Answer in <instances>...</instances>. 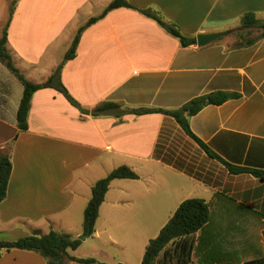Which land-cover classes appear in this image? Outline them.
I'll list each match as a JSON object with an SVG mask.
<instances>
[{
    "label": "crops",
    "instance_id": "crops-1",
    "mask_svg": "<svg viewBox=\"0 0 264 264\" xmlns=\"http://www.w3.org/2000/svg\"><path fill=\"white\" fill-rule=\"evenodd\" d=\"M112 1L20 0L11 16L9 0H0V11L5 2L9 9L2 25L4 28L9 22L8 50L15 66L31 82L46 81L61 64L54 55L62 50L65 56L73 42L69 38ZM127 1L136 9L111 11L83 33L76 58L62 72L72 96L87 109L111 101L136 109L172 110L208 93H239V99L204 108L190 119V127L227 162L264 169V39L239 49L224 37L205 47H183L156 21L140 13L151 10L176 25L184 36L197 37L235 25L238 28L248 12L264 21V0ZM80 15L88 18L83 24L78 23ZM17 81L21 83L0 62V156L9 154L13 163L7 197L0 203L2 240L24 237L8 236L9 228L20 225L18 222L26 223L31 234L36 230L46 234L42 227L31 224L49 222L57 227V222L71 221L76 205L87 207L93 188V184L79 181L78 174L104 159H123L137 172L148 164L164 166L195 181L196 186L210 188L212 198L207 202L213 204L212 212L219 205L220 215L228 225L236 223L232 226L236 230H244L241 223L247 221L248 231L258 234L264 247V215L260 214H264V182L249 174H230L174 118L160 113L94 118L83 115L58 91L43 89L32 99L28 131L21 132L17 112L24 88ZM36 155L54 159L53 165L31 164L18 171L19 165ZM227 227H222L223 235ZM68 230L65 232L72 231ZM101 235L96 224L92 238L101 239ZM243 235L244 239L251 237L250 233ZM109 238L115 246L125 248ZM95 255L93 251L86 257ZM0 264L48 262L39 253L14 249L3 251Z\"/></svg>",
    "mask_w": 264,
    "mask_h": 264
},
{
    "label": "trees",
    "instance_id": "trees-1",
    "mask_svg": "<svg viewBox=\"0 0 264 264\" xmlns=\"http://www.w3.org/2000/svg\"><path fill=\"white\" fill-rule=\"evenodd\" d=\"M11 8V16L14 14V7ZM120 8L136 9L127 0H113L106 9L98 16L90 18L82 27L79 28L72 45L65 54L62 63L54 70L49 78L42 83H34L27 80L24 74L15 66L13 58L8 50V30L9 22L4 27L2 37L0 38V62L22 83L23 96L17 112V126L21 132L29 129L28 118L32 106V99L40 90L54 89L61 93L71 105L77 108L83 115H90L94 118L111 116L122 119L126 114L145 115L160 113L174 118L183 131L192 138L204 152L211 158L221 162L232 175L249 174L264 182V169L250 166L234 165L227 162L217 153H215L205 142L197 137L191 127L190 119L197 115L207 106H220L224 103L241 98V94L235 92L216 91L193 98L177 109H151V108H131L127 105L116 102H103L94 109L85 108L65 86L62 80V72L67 62L77 56L78 47L83 33L99 21L103 20L111 11ZM144 16L156 21L162 29L169 35L179 40L183 47L197 44L196 37L184 36L180 29L171 23L166 22L159 14L151 10H141ZM259 32L256 38H246L247 34L253 30ZM237 38L235 48L252 46L258 41L264 39V21L260 20L256 13L248 12L241 20V25L233 33ZM13 163L9 154L0 156V203L3 202L8 193V187L12 175ZM138 180L139 174L128 165H121L112 170L105 178L98 180L92 188V196L84 212L83 232L79 236L69 233H61L51 230L48 234H43L40 230L34 231L31 235L22 237L15 241H4L0 239V258L3 251L25 250L41 254L46 258L48 264H68L69 262H78L81 264H107L101 263L95 258H77L71 256L69 251L77 250L85 240L93 237L96 232V224L100 215V209L105 201L106 195L110 190V185L114 180ZM211 202L204 199H187L180 204L171 220L163 227L159 235L150 240L143 256L142 264H192L194 263V254L197 250V241H202L198 248L200 264H264V247L260 243V237L254 236L252 231H248V222L242 221L244 230H236L232 226L236 223L227 225L223 235L225 244L222 243L216 247L212 242L213 236L209 233L212 214ZM252 213L249 207H243ZM245 218L248 213L244 212ZM261 215H264L260 213ZM234 225V226H235ZM253 225V224H252ZM241 227H239L240 229ZM255 226H252L254 230ZM233 233V235H232ZM250 233V239L245 235ZM256 234V232H254ZM229 237L233 240V247L229 248ZM243 237V238H241ZM264 238V231H263ZM224 245V246H223ZM242 252L248 259L236 260L238 254ZM246 254V255H244ZM124 264V263H118Z\"/></svg>",
    "mask_w": 264,
    "mask_h": 264
},
{
    "label": "rangeland",
    "instance_id": "rangeland-1",
    "mask_svg": "<svg viewBox=\"0 0 264 264\" xmlns=\"http://www.w3.org/2000/svg\"><path fill=\"white\" fill-rule=\"evenodd\" d=\"M14 1H17L16 5H18L20 0H9L11 8L14 5ZM5 4H3L0 11V37L4 29L2 24L6 22V17H9V9ZM0 6L2 5L0 4ZM87 19L88 18L80 15L78 17V23L83 24L87 21ZM237 26L238 25L232 27L233 29L223 30H232V33L224 38L228 41H232L234 48L237 38L233 33H235V30L237 29L235 27ZM258 35L259 32L254 29L250 35L247 34L246 38H256ZM73 36L74 35H72L69 40L72 38L74 40L75 36ZM64 45L62 46L63 49L66 47V45ZM62 52L63 51L61 50L59 53L54 55L61 63L64 59V53L61 54ZM17 83L20 89H22V84L18 81ZM15 92L17 93L18 89H15ZM40 158V155H36V157L32 160L24 161L18 166V171L31 166V164L37 166L53 165L54 159H49L48 156ZM55 160L58 159L55 158ZM73 161L75 164L76 159ZM124 162L125 161L123 159H104L101 164L98 163L95 167L80 172L78 174L80 179L78 178V180L83 181V183H91L94 186L98 180L105 178L115 168L121 165H126ZM138 171L139 172L136 171L140 175V179L138 180L123 179L114 180L111 183L109 193L105 200L106 202L102 205L100 215L97 220V229L102 232V238H88L90 239L88 242H83L80 248L72 250L71 254L87 258V254L96 251L95 259L101 263L142 264L143 256L150 240L159 235L163 227L171 220L182 202L192 198L211 201L212 190L210 188L205 186H196L195 181L193 182V180L187 178L186 176L178 174V172L171 168L159 165L151 166L148 164L147 167L139 168ZM150 174L153 177L150 178ZM116 201H121V203L115 204ZM217 206L219 205H215L214 212L211 214L212 225L209 230V233L213 236L212 242L216 244V247L222 243H226L222 238L223 234L221 230L222 227L228 225L226 217L220 215L219 207ZM84 208L86 209L85 205H76L74 210L77 213L75 212L73 219H71V221L57 222V227H54V223H52L55 229L51 227L52 225L49 222L32 223L31 225L35 228L42 227L41 230L44 229L46 234L50 233L51 230L60 231L62 233L68 230V228H71L72 231L70 230L71 232L69 233L75 236L76 234L83 232ZM18 224L20 225L15 226V228L19 227L18 229H15L14 227H11V229L9 228L8 236H13L12 233L20 234L24 237L27 234H31V231L26 223L18 222ZM103 231H106V233H103ZM109 236L115 238L120 244H124L125 248L121 249L115 246L110 241ZM197 236V250H195L194 263L192 264H200V262H198L199 254L197 251L202 241L199 239V234H197ZM228 239L229 248H231L233 247V240L231 237ZM248 258L249 257L243 256L242 252H240L236 260L239 262L240 260L245 261Z\"/></svg>",
    "mask_w": 264,
    "mask_h": 264
},
{
    "label": "water",
    "instance_id": "water-1",
    "mask_svg": "<svg viewBox=\"0 0 264 264\" xmlns=\"http://www.w3.org/2000/svg\"><path fill=\"white\" fill-rule=\"evenodd\" d=\"M231 34V31L211 32V33H200L197 35V45L199 47H205L213 44L223 37Z\"/></svg>",
    "mask_w": 264,
    "mask_h": 264
}]
</instances>
